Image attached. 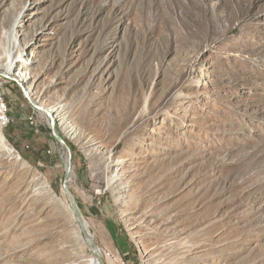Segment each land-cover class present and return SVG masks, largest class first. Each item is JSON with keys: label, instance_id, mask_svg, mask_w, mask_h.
<instances>
[{"label": "rangeland", "instance_id": "obj_1", "mask_svg": "<svg viewBox=\"0 0 264 264\" xmlns=\"http://www.w3.org/2000/svg\"><path fill=\"white\" fill-rule=\"evenodd\" d=\"M0 94V264L99 260L65 182L103 264H264V0H0Z\"/></svg>", "mask_w": 264, "mask_h": 264}, {"label": "bare ground", "instance_id": "obj_2", "mask_svg": "<svg viewBox=\"0 0 264 264\" xmlns=\"http://www.w3.org/2000/svg\"><path fill=\"white\" fill-rule=\"evenodd\" d=\"M12 51L13 50L11 48H8V49L4 48L3 49V53H4V55H6V58H7V61H5L6 68H5L4 75L15 74V72H17V71L20 72V67L27 68L26 61L24 59V56H20L19 58L17 57L15 59V58H13ZM60 121H61V124L64 126V130H66V132L68 133V135L74 136V138H76L77 137V132H75L74 129H72L67 124V122L65 121V119L64 118H60ZM0 144H1L2 148H3L2 150L5 151V152H7L10 156H14V157H17V158L19 157V155L16 154L15 151L12 148L9 147L6 138L2 134L1 129H0ZM65 164H66V168L69 170L70 167H71V160L70 159H66ZM73 213H74L75 218L79 222V224H81V227L83 226V229L85 230V224L82 225V223H81V219L82 218L80 217L79 212L73 211ZM82 221H83V219H82ZM89 238L93 242V240L91 239V237H89ZM93 244L97 248V246L95 245L94 242H93ZM93 264H99V260L98 259H95V261L93 262Z\"/></svg>", "mask_w": 264, "mask_h": 264}, {"label": "water", "instance_id": "obj_3", "mask_svg": "<svg viewBox=\"0 0 264 264\" xmlns=\"http://www.w3.org/2000/svg\"><path fill=\"white\" fill-rule=\"evenodd\" d=\"M68 172H69V170L67 169V172H66V175H65V178H64L65 181H66ZM64 193L66 195L67 200L70 202L72 210L75 211V212H78V208L75 205V203L72 201L71 195L69 194V192L67 190L66 182L64 184ZM81 221H82V219H81ZM82 231L84 232V236H85V239L87 241V244H88L90 250L93 252L94 255H96L99 258V264H103L98 249L94 246L93 242L90 240L89 235L87 234L86 230L83 229V226H82Z\"/></svg>", "mask_w": 264, "mask_h": 264}, {"label": "built area", "instance_id": "obj_4", "mask_svg": "<svg viewBox=\"0 0 264 264\" xmlns=\"http://www.w3.org/2000/svg\"><path fill=\"white\" fill-rule=\"evenodd\" d=\"M8 109L2 95L0 94V129H4L9 124Z\"/></svg>", "mask_w": 264, "mask_h": 264}, {"label": "trees", "instance_id": "obj_5", "mask_svg": "<svg viewBox=\"0 0 264 264\" xmlns=\"http://www.w3.org/2000/svg\"><path fill=\"white\" fill-rule=\"evenodd\" d=\"M110 231L113 234V236H115V231L113 230V228L111 227V225H109Z\"/></svg>", "mask_w": 264, "mask_h": 264}]
</instances>
